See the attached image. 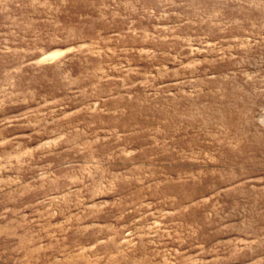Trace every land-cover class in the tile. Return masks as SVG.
<instances>
[{
  "label": "rangeland",
  "instance_id": "obj_1",
  "mask_svg": "<svg viewBox=\"0 0 264 264\" xmlns=\"http://www.w3.org/2000/svg\"><path fill=\"white\" fill-rule=\"evenodd\" d=\"M0 264H264V0H0Z\"/></svg>",
  "mask_w": 264,
  "mask_h": 264
}]
</instances>
